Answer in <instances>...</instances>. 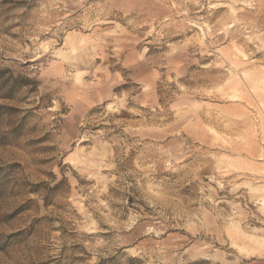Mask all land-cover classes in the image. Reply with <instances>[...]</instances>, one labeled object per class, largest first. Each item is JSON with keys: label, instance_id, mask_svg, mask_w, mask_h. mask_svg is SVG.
<instances>
[{"label": "rangeland", "instance_id": "1", "mask_svg": "<svg viewBox=\"0 0 264 264\" xmlns=\"http://www.w3.org/2000/svg\"><path fill=\"white\" fill-rule=\"evenodd\" d=\"M0 264H264V0H0Z\"/></svg>", "mask_w": 264, "mask_h": 264}]
</instances>
